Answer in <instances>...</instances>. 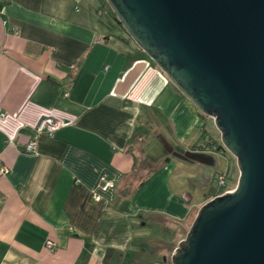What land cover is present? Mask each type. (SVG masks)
<instances>
[{"label":"crops","instance_id":"obj_1","mask_svg":"<svg viewBox=\"0 0 264 264\" xmlns=\"http://www.w3.org/2000/svg\"><path fill=\"white\" fill-rule=\"evenodd\" d=\"M1 113L0 264H166L217 175L235 174L106 0H0Z\"/></svg>","mask_w":264,"mask_h":264},{"label":"water","instance_id":"obj_2","mask_svg":"<svg viewBox=\"0 0 264 264\" xmlns=\"http://www.w3.org/2000/svg\"><path fill=\"white\" fill-rule=\"evenodd\" d=\"M131 39L236 158V186L205 201L170 264H264V0H106Z\"/></svg>","mask_w":264,"mask_h":264},{"label":"built area","instance_id":"obj_3","mask_svg":"<svg viewBox=\"0 0 264 264\" xmlns=\"http://www.w3.org/2000/svg\"><path fill=\"white\" fill-rule=\"evenodd\" d=\"M1 117H4L5 114L4 113H1L0 114ZM60 126V123L52 116H43L39 119V121L37 122L36 124V131L37 133H46L48 134L49 136H54L55 135V132L56 130L59 128ZM36 149V144H35V141H30L27 143L26 147H25V150L27 152H31V151H34ZM8 169L6 167H3L2 168V171L3 172H6ZM228 175L227 174H218L217 177H216V183L222 187L225 188L224 191H228V190H231L233 189L228 181ZM115 181L111 178H109L106 174H104L102 177H101V181H100V184H99V188L101 190H107L109 188H113L115 187ZM93 196L96 198V199H99L100 198V195L98 192H94L93 193ZM46 246L51 248V249H54L56 247V243L51 240V239H48L46 240Z\"/></svg>","mask_w":264,"mask_h":264},{"label":"trees","instance_id":"obj_4","mask_svg":"<svg viewBox=\"0 0 264 264\" xmlns=\"http://www.w3.org/2000/svg\"><path fill=\"white\" fill-rule=\"evenodd\" d=\"M113 12V11H112ZM113 14H114V12H113ZM114 17H115V19L117 20V22L118 23H120L119 22V20L117 19V17H116V15L114 14ZM121 24V23H120ZM122 25V24H121ZM131 38V37H130ZM195 109H197L196 107H195ZM198 110V109H197ZM198 112H199V114H201L202 115V117H205V115L204 114H202L199 110H198ZM200 128L202 129V142H204L205 143V145H204V148L205 149H207V148H209V149H215L216 151H219V150H227L223 145H222V142H221V140H220V134L217 136L216 134H214L213 132H211L210 131V128H208V126L207 125H205V123H203L201 126H200ZM200 146L199 147H201V144H199ZM142 183H144V182H142ZM141 183V184H142ZM224 190H225V188L224 187H222V186H220V185H218L217 183H216V185L215 186H213V188L211 189V191H210V193H209V198H211V197H213V196H215V195H218V194H220V193H222V192H224ZM186 234V233H185ZM185 236V235H184ZM166 264H169L168 262L166 263Z\"/></svg>","mask_w":264,"mask_h":264},{"label":"rangeland","instance_id":"obj_5","mask_svg":"<svg viewBox=\"0 0 264 264\" xmlns=\"http://www.w3.org/2000/svg\"><path fill=\"white\" fill-rule=\"evenodd\" d=\"M203 120H204L203 123H205V125H207L208 128H210V131L211 132L214 131L217 136L220 134L219 131H218V129L216 128V126L214 124L213 119L211 117L205 116V117H203ZM234 160H235V174L233 176H231V174L228 175V177H230V179H228V181L231 182L230 186L232 188H234L236 186L237 179H238V176H239V174H238V167H237V163H236V158L235 157H234ZM194 217L188 221V224L189 223H192ZM168 232H169V230H166L165 231V233H168ZM170 262L171 261L168 260V263L169 264H170Z\"/></svg>","mask_w":264,"mask_h":264}]
</instances>
